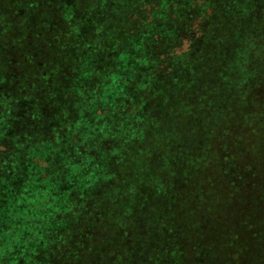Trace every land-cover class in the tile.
Instances as JSON below:
<instances>
[{
  "label": "trees",
  "instance_id": "obj_1",
  "mask_svg": "<svg viewBox=\"0 0 264 264\" xmlns=\"http://www.w3.org/2000/svg\"><path fill=\"white\" fill-rule=\"evenodd\" d=\"M107 100L43 264H264V0H0L4 221L13 142L62 152Z\"/></svg>",
  "mask_w": 264,
  "mask_h": 264
},
{
  "label": "rangeland",
  "instance_id": "obj_2",
  "mask_svg": "<svg viewBox=\"0 0 264 264\" xmlns=\"http://www.w3.org/2000/svg\"><path fill=\"white\" fill-rule=\"evenodd\" d=\"M131 42L132 39L130 38ZM187 49V42L184 40L181 45H176L171 51L179 53L181 50ZM114 86L109 87V92L112 93ZM111 108L110 102L107 100L100 105H97L87 118L84 119L82 125H77L74 129L83 130L82 135L74 133L68 136L69 142L67 147L62 152L45 156L43 154L37 157L34 154L27 152L16 153L14 150V142L11 151V157L4 166L3 170L9 172L16 171L20 173L23 181H15L12 185V203L9 207V221H4V215L0 210V232L6 230L10 236L8 239L11 243L5 246H0V264H43L46 256L49 255L50 249L57 246L56 239L60 238L68 224L73 223V215L71 213L79 206V199H73L67 209H62V204L65 205V198L72 191L81 193L82 185H77L76 167L79 165H90L95 167L101 164V158L92 159L86 158L90 143H95L97 140L98 123L108 114ZM103 135V134H102ZM108 135V134H106ZM110 135V134H109ZM134 133L127 132L124 134V141L131 140ZM87 150V151H86ZM16 153V154H15ZM81 159V163L78 161ZM5 163V162H3ZM96 164V165H95ZM24 166L25 169H24ZM14 173L11 175L15 179ZM20 178V179H21ZM14 199V200H13ZM67 212L69 214L67 215ZM20 230L26 231L25 237L22 238ZM5 237H2V242ZM15 246L20 247L18 252L14 251V262L7 260V250L12 251ZM4 247V248H3ZM4 249H6L4 251ZM21 255V258H19ZM7 263H6V262Z\"/></svg>",
  "mask_w": 264,
  "mask_h": 264
}]
</instances>
